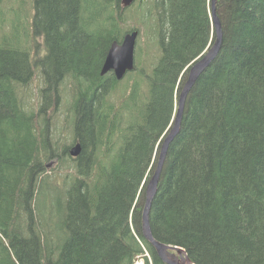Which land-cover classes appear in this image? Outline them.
Returning <instances> with one entry per match:
<instances>
[{
  "label": "trees",
  "instance_id": "trees-1",
  "mask_svg": "<svg viewBox=\"0 0 264 264\" xmlns=\"http://www.w3.org/2000/svg\"><path fill=\"white\" fill-rule=\"evenodd\" d=\"M32 2L31 32L15 18L0 37V264H165L142 234L146 183L187 69L215 42L211 0H138L160 55L147 73L138 47L121 81L99 72L113 42L141 33L122 31L135 2ZM214 7L220 51L187 94L148 221L156 241L193 264H264V0ZM36 71L44 86L27 111L20 89ZM64 84L77 158L65 144L60 155L50 133ZM64 156L75 172L58 188L50 166Z\"/></svg>",
  "mask_w": 264,
  "mask_h": 264
},
{
  "label": "water",
  "instance_id": "water-1",
  "mask_svg": "<svg viewBox=\"0 0 264 264\" xmlns=\"http://www.w3.org/2000/svg\"><path fill=\"white\" fill-rule=\"evenodd\" d=\"M136 0H121L122 8L130 7ZM217 0H211V19L212 25L215 29L216 39L213 45L201 56L190 65L188 70V76L183 84V87L178 94V109L176 116L173 120V124L170 130L164 137L162 144L160 145L159 155L157 158V163L151 178L149 179L146 186L145 206L143 208L142 214V231L144 238L156 249L158 258L165 264H193L191 260L187 257L184 249L176 246H167L166 244L156 241L150 230L149 225V214L151 208V201L156 194L158 181L162 166L164 163V157L166 156L168 145L173 141L180 130V124L182 119V112L187 94H189L191 88L199 78V76L207 69L210 64L216 59L222 43V31L221 25L216 16V8L214 7ZM139 32L134 30L132 32L123 35L122 41L117 43L116 41L110 45L107 54L103 60V64L100 69V76H104L107 73H112L117 81L124 79L128 72H132L135 68V46L137 43ZM80 144H75L74 147L70 149V156L72 158H77L80 153Z\"/></svg>",
  "mask_w": 264,
  "mask_h": 264
},
{
  "label": "rangeland",
  "instance_id": "rangeland-1",
  "mask_svg": "<svg viewBox=\"0 0 264 264\" xmlns=\"http://www.w3.org/2000/svg\"><path fill=\"white\" fill-rule=\"evenodd\" d=\"M33 0H0V37L4 35H10L11 31L15 26H17V23L13 21L15 18L23 21L24 25L21 27V24L19 27V32H22L23 30L28 33L31 32V29L28 27L30 25V21L33 14ZM138 9V0L135 2V5L132 8H128L124 12V23L125 26H123L122 31H126L127 29H130L132 27H139L141 30V27L143 25L140 24V13L137 10ZM25 12V13H24ZM88 15V13H87ZM139 37L137 39L136 48H135V61L136 63L139 62L138 60V47L143 49V52L141 53L142 56L140 58V65L145 66L146 72L150 73V70L155 66L157 58L159 57V48L158 46V38L155 37L153 30H148L145 27L142 28L140 31ZM40 44L42 43L41 40L38 41ZM137 49V51H136ZM42 54V53H41ZM40 55V54H39ZM33 58V56H32ZM40 72L36 71L35 76H33V80L31 83L26 87L20 89V97L22 98V102H24L25 109L27 111H34L37 108V104H39V91L41 90V87L44 86L43 79L40 76ZM68 86L65 84L61 87L63 92L62 97V103L61 106H59V109L56 111H53V109L47 114L48 117L51 118L50 120V133L52 135V139L54 142L56 140H59V154L62 155L60 152L63 151L62 144H65L66 146L71 149L74 145H72V132H73V125H72V115L67 112L68 107L71 104V96L70 91L67 88ZM143 90H145V87L143 86ZM118 94H115L111 100L114 102H117L119 98ZM68 149V152H69ZM68 157L64 156V159ZM66 163H61L60 167L57 169V163H52L50 166L51 170H54V174H57L59 176H56L55 179V185L56 187L60 188L66 187L67 182L63 183L64 174H74L75 168L73 162H71L69 159L68 161H65ZM65 178V177H64ZM67 188V187H66ZM64 201V200H63ZM138 262V263H137ZM137 264H140L139 261H137Z\"/></svg>",
  "mask_w": 264,
  "mask_h": 264
},
{
  "label": "bare ground",
  "instance_id": "bare-ground-1",
  "mask_svg": "<svg viewBox=\"0 0 264 264\" xmlns=\"http://www.w3.org/2000/svg\"><path fill=\"white\" fill-rule=\"evenodd\" d=\"M179 98V97H178ZM157 192V191H156ZM145 195H146V191H145ZM153 200V199H152ZM152 202V201H151ZM144 206H145V204H144ZM143 209V208H142ZM161 260V259H160ZM138 263V262H137ZM137 263H135V264H137ZM139 263H140V261H139ZM141 264V263H140Z\"/></svg>",
  "mask_w": 264,
  "mask_h": 264
}]
</instances>
